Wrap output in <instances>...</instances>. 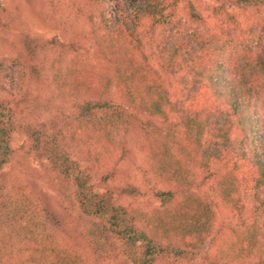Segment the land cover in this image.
Segmentation results:
<instances>
[{"label": "trees", "instance_id": "obj_1", "mask_svg": "<svg viewBox=\"0 0 264 264\" xmlns=\"http://www.w3.org/2000/svg\"><path fill=\"white\" fill-rule=\"evenodd\" d=\"M215 1L218 19L209 23L191 0L182 8L180 0H53L49 10L72 37L59 48L72 53L55 57L46 75L47 57L35 59L28 44L27 57L10 60L19 75L5 69L10 84L0 67V170L11 159V135H26L30 155L51 164L58 193L98 227L89 234L103 258L113 243L121 264H242L255 256L264 264L255 252L264 238V0ZM227 8L250 12L240 23ZM14 84L18 95L36 92L50 108L69 99L70 107L53 123L29 108L28 119L17 120ZM75 150L96 165H127L115 172L131 176L119 196L94 189V170L72 158ZM19 180L0 187V264H90L63 236L40 228L37 202ZM224 210L235 220L220 222ZM217 224L230 230L216 249L224 261L208 252Z\"/></svg>", "mask_w": 264, "mask_h": 264}, {"label": "rangeland", "instance_id": "obj_2", "mask_svg": "<svg viewBox=\"0 0 264 264\" xmlns=\"http://www.w3.org/2000/svg\"><path fill=\"white\" fill-rule=\"evenodd\" d=\"M188 0H180L178 3L179 8ZM194 1L196 5H203L204 14L207 16V21L212 23L218 19L215 16L214 8L217 7L218 2L215 0H191ZM3 9L0 12V67L2 69L8 68V66L17 71L15 76L19 75V68L17 64L11 62V58L17 59V55H26V46L30 44L32 51L36 53V58L39 59L41 56H46L42 66V73L52 70L54 63V58L59 56L62 59H67L71 49L67 47L59 48L61 44L67 43L72 37L66 36L62 31V26L58 15H54L51 11V5L53 0H1ZM51 11H50V10ZM180 10V9H179ZM228 11L237 14L240 23L243 22L245 18V13L250 11H243L238 8H227ZM253 11V10H252ZM253 13V12H252ZM226 18V16H221V19ZM219 21V20H218ZM219 36L221 34L217 33ZM69 40V41H68ZM58 49L62 52L58 51ZM52 59V60H51ZM11 72L5 70L4 80L6 83L10 84ZM29 72L25 68L22 87L27 88L29 84ZM16 86L13 85L10 97L12 101L19 98V102L15 104L14 110L17 112V120L26 121L28 119V110L38 111L43 114L42 120L55 118V114L58 116L66 115L67 110L70 107V100H66L65 103L61 101H55L51 106L45 103L42 95L40 96L36 92H30V90L25 91L23 94L18 95L19 92L16 91ZM48 87H46V91ZM22 96V97H21ZM37 106V108H36ZM16 107V109H15ZM50 108V109H49ZM23 109V110H21ZM54 115V117H53ZM55 124V123H54ZM56 129H60L61 124L55 125ZM67 136L70 134V129H65L64 133ZM68 144L69 149V142ZM65 143V144H66ZM11 148V159L8 164L3 166L0 170V187L5 185L8 180L17 176L20 178V182L23 187L34 196L37 202V209L40 211L42 216L41 227H47L50 231H54L55 234L63 236L67 240V243L72 244V247L78 251L81 255H88L90 264H121L124 257L119 255L118 247L113 243L108 244L106 249L110 252L108 258H103L100 256V250L96 249V242L94 236L90 235L89 232L95 231L98 227L94 225L93 222L80 217L79 213L75 210V207L69 203V200L64 196L60 195L56 189V185L51 183L49 170L51 169V164L45 159H38L34 155H30L28 150L30 145L26 135L14 132L10 139ZM31 150V149H30ZM127 150L129 151V156L131 158L128 162L129 167L133 170L134 166L132 163L135 161L134 147L127 145ZM72 158L78 160L81 164L91 166L94 170V189L100 193L110 194L113 197L119 196L118 185L122 184L121 180H130L131 176H128V169L124 173L120 174L117 178L116 170L118 168H125L127 165L121 161L117 162L114 166L111 163L104 162L103 164L96 165L93 163V157L90 159L85 158L86 152H79L77 150L73 151ZM91 154H88L90 156ZM117 159V154L113 157V161ZM88 160V161H87ZM128 167V168H129ZM135 179L138 181V185L143 192L145 179L137 171L133 170ZM114 174L112 177L108 175ZM130 201L132 199L130 198ZM142 200H137L136 204H139ZM4 206L3 202L0 200V229L6 230V220L4 218ZM218 217L220 222L223 221L224 224H228L231 220H235V214L232 211H222L219 213ZM232 221V222H233ZM221 224H217L216 231V244L212 249L208 245V252L212 254L211 258L220 257V261L223 260V253L217 251L216 249L223 245L227 238L229 237L230 230H221ZM10 232H13L10 230ZM89 234V235H88ZM217 245V246H216ZM225 245V244H224ZM95 247V248H94ZM225 248H227L225 246ZM205 250V249H204ZM207 250V249H206ZM255 252L258 255H264V238L263 241L258 240L255 247ZM225 253V252H224ZM264 257V256H263ZM258 258H250L244 261L242 264H257ZM168 262V261H167ZM162 264H170L169 262H163ZM172 264H183L182 262L174 261ZM230 264H234V261H230Z\"/></svg>", "mask_w": 264, "mask_h": 264}]
</instances>
